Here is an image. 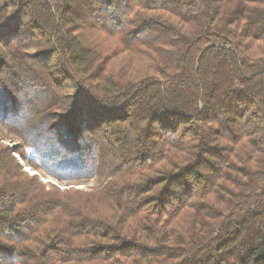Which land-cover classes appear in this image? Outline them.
Listing matches in <instances>:
<instances>
[{
    "label": "trees",
    "instance_id": "obj_1",
    "mask_svg": "<svg viewBox=\"0 0 264 264\" xmlns=\"http://www.w3.org/2000/svg\"><path fill=\"white\" fill-rule=\"evenodd\" d=\"M0 264H264V0H0Z\"/></svg>",
    "mask_w": 264,
    "mask_h": 264
},
{
    "label": "rangeland",
    "instance_id": "obj_2",
    "mask_svg": "<svg viewBox=\"0 0 264 264\" xmlns=\"http://www.w3.org/2000/svg\"><path fill=\"white\" fill-rule=\"evenodd\" d=\"M4 145L7 146H13V143H10V141L6 140L3 142ZM16 161L22 166L23 171L26 172L29 176L36 175L37 173L34 171H31L28 167H26L25 163L22 161V159L19 156H15ZM21 160V162H19ZM39 180L43 184L50 183L51 185H54L56 188H58L60 191H68V190H79V191H89L90 189H93L98 186V182L95 180H89V181H80V182H58L54 179H51L49 177L43 176L38 174Z\"/></svg>",
    "mask_w": 264,
    "mask_h": 264
},
{
    "label": "built area",
    "instance_id": "obj_3",
    "mask_svg": "<svg viewBox=\"0 0 264 264\" xmlns=\"http://www.w3.org/2000/svg\"><path fill=\"white\" fill-rule=\"evenodd\" d=\"M19 162H21V160H19ZM21 164V163H20Z\"/></svg>",
    "mask_w": 264,
    "mask_h": 264
}]
</instances>
